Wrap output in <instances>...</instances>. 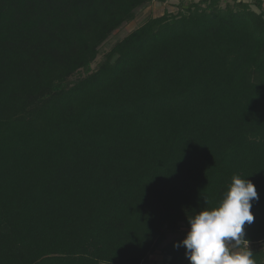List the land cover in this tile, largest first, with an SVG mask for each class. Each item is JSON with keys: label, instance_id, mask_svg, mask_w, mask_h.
Listing matches in <instances>:
<instances>
[{"label": "trees", "instance_id": "1", "mask_svg": "<svg viewBox=\"0 0 264 264\" xmlns=\"http://www.w3.org/2000/svg\"><path fill=\"white\" fill-rule=\"evenodd\" d=\"M166 1L0 0V264H143L236 175L264 264V0H182L93 67Z\"/></svg>", "mask_w": 264, "mask_h": 264}, {"label": "clouds", "instance_id": "2", "mask_svg": "<svg viewBox=\"0 0 264 264\" xmlns=\"http://www.w3.org/2000/svg\"><path fill=\"white\" fill-rule=\"evenodd\" d=\"M258 199L251 180L233 176L217 206L188 217L190 229L174 246L185 247L190 264H257L250 248L235 249L247 241L244 226L253 223L252 202Z\"/></svg>", "mask_w": 264, "mask_h": 264}, {"label": "rangeland", "instance_id": "3", "mask_svg": "<svg viewBox=\"0 0 264 264\" xmlns=\"http://www.w3.org/2000/svg\"><path fill=\"white\" fill-rule=\"evenodd\" d=\"M182 0H167L165 3L161 2H154L150 4L148 7L143 9L141 12H139L136 16V19L134 21H131L127 24H125L122 28H120L118 31H116L108 40L106 43H104L100 48V54L98 56V59L96 63L93 65L94 68H96L99 63L105 60L106 55L111 51V49L115 46L116 43L121 41L123 38H125L127 35H129L131 32L136 30L139 26H141L145 21H147L150 17H158L162 16L166 11L170 13H178L179 11V4ZM191 1L199 2V0H183V3L185 5H188ZM236 1L240 0H221V3L223 6L226 4H233ZM245 2L252 3L253 9H256V6L254 5L255 0H244ZM257 10V9H256ZM82 74H77L73 80L79 77H83ZM181 233H172L168 234L167 240L165 244L155 253L151 254L147 260L143 264H164L167 261V257L165 252L163 251V247L167 245L168 243L172 242L174 239L180 237L183 232L187 229H182ZM188 231V230H187ZM246 247H250L249 244H245L244 247L239 246V248L235 250H242Z\"/></svg>", "mask_w": 264, "mask_h": 264}, {"label": "built area", "instance_id": "4", "mask_svg": "<svg viewBox=\"0 0 264 264\" xmlns=\"http://www.w3.org/2000/svg\"><path fill=\"white\" fill-rule=\"evenodd\" d=\"M187 230H189V229H187Z\"/></svg>", "mask_w": 264, "mask_h": 264}]
</instances>
